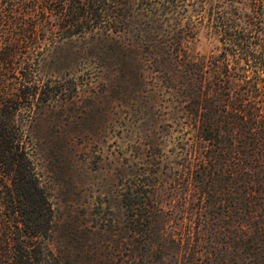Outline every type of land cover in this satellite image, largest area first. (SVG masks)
<instances>
[{
  "label": "trees",
  "instance_id": "obj_1",
  "mask_svg": "<svg viewBox=\"0 0 264 264\" xmlns=\"http://www.w3.org/2000/svg\"><path fill=\"white\" fill-rule=\"evenodd\" d=\"M59 45L104 62L109 90L135 74L167 95L177 203L137 173L119 217L56 219L33 128L69 102ZM0 264H264V0H0Z\"/></svg>",
  "mask_w": 264,
  "mask_h": 264
},
{
  "label": "rangeland",
  "instance_id": "obj_2",
  "mask_svg": "<svg viewBox=\"0 0 264 264\" xmlns=\"http://www.w3.org/2000/svg\"><path fill=\"white\" fill-rule=\"evenodd\" d=\"M208 45L203 40L195 48L205 51ZM71 48L59 45L46 59L50 63L59 57L46 69L52 82L68 87L57 91L56 98L69 102L63 107L57 102L54 112L44 107L33 128L34 161L50 191L56 219L83 228L119 217L122 183L137 173L147 175L157 191L164 190L160 195L164 205L177 203L170 191L173 171L181 162L172 142L178 127L171 124L167 95H153L151 76L143 85L135 74L117 77L116 88L109 90L106 64L72 57ZM111 67L115 69L110 66L108 71ZM121 68L126 71L133 65ZM53 69L59 72H50Z\"/></svg>",
  "mask_w": 264,
  "mask_h": 264
}]
</instances>
